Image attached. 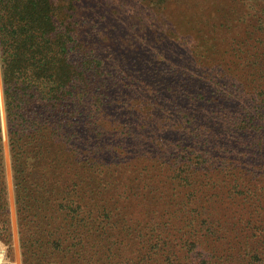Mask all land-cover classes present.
<instances>
[{"label": "trees", "instance_id": "trees-1", "mask_svg": "<svg viewBox=\"0 0 264 264\" xmlns=\"http://www.w3.org/2000/svg\"><path fill=\"white\" fill-rule=\"evenodd\" d=\"M180 2L0 0L22 264H264V0Z\"/></svg>", "mask_w": 264, "mask_h": 264}, {"label": "rangeland", "instance_id": "rangeland-1", "mask_svg": "<svg viewBox=\"0 0 264 264\" xmlns=\"http://www.w3.org/2000/svg\"><path fill=\"white\" fill-rule=\"evenodd\" d=\"M84 1H86L87 3L91 1L98 2V0H84ZM104 1L108 3V4H104L107 5L106 10L108 11V15H111V11L116 12L117 10L115 8L119 9V5L124 0H104ZM125 1L127 3V1L129 0H125ZM179 1L180 0H167V11L165 12L166 18H163L164 20L169 21L170 17L173 18L175 16L176 7L180 8L181 4L184 7L187 6L186 5L187 3L184 2L179 3ZM166 61L171 62V59H166ZM0 81H1V76H0ZM218 92L222 98H225V96L227 95L223 90H220ZM164 119H166V116H164ZM0 129H1V137L3 143V158H4L6 183H7L8 215L10 220V233H11V252L9 251V255L11 258H8L9 256L8 247L0 243V256H1L0 264H22L14 185H13V175L11 170V157L9 150L8 131H7L6 114L4 109V100H3L1 83H0Z\"/></svg>", "mask_w": 264, "mask_h": 264}, {"label": "water", "instance_id": "water-1", "mask_svg": "<svg viewBox=\"0 0 264 264\" xmlns=\"http://www.w3.org/2000/svg\"><path fill=\"white\" fill-rule=\"evenodd\" d=\"M0 83H1V81H0Z\"/></svg>", "mask_w": 264, "mask_h": 264}]
</instances>
